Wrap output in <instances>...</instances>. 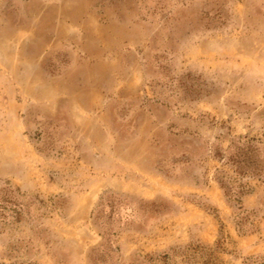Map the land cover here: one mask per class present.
Wrapping results in <instances>:
<instances>
[{"label":"rangeland","instance_id":"obj_1","mask_svg":"<svg viewBox=\"0 0 264 264\" xmlns=\"http://www.w3.org/2000/svg\"><path fill=\"white\" fill-rule=\"evenodd\" d=\"M240 137L264 155V0H0V264L218 238L221 264H259L264 182L244 180V234L217 183Z\"/></svg>","mask_w":264,"mask_h":264},{"label":"trees","instance_id":"obj_2","mask_svg":"<svg viewBox=\"0 0 264 264\" xmlns=\"http://www.w3.org/2000/svg\"><path fill=\"white\" fill-rule=\"evenodd\" d=\"M259 143L262 142L255 137H240L227 154L220 152L215 155L219 162L229 168L228 171L219 172L217 183L227 203L238 211L235 225L239 234L247 233L249 228L254 227V220L250 216V213H254L242 207L243 197L253 190L244 180L264 182V155ZM122 203L115 195L108 194L97 210L96 219L101 222L107 238L111 235L115 216ZM221 253H227V249L222 239L218 238L212 246L192 242L182 248H171L168 252L140 257L134 264H221ZM98 254L99 258L103 259L105 255L104 260L110 259L108 251ZM259 264H264V257L259 259Z\"/></svg>","mask_w":264,"mask_h":264}]
</instances>
